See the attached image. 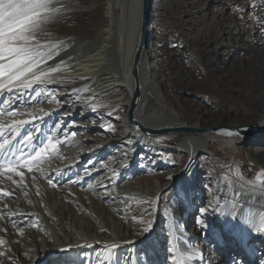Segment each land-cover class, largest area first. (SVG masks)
I'll list each match as a JSON object with an SVG mask.
<instances>
[{"label": "bare ground", "instance_id": "6f19581e", "mask_svg": "<svg viewBox=\"0 0 264 264\" xmlns=\"http://www.w3.org/2000/svg\"><path fill=\"white\" fill-rule=\"evenodd\" d=\"M220 1L206 0L196 7L195 0H152L137 60L136 95L132 62L143 0H60L63 11L47 26L49 35L44 37L62 42L58 54L47 61L48 67L59 66L60 71L50 81L34 85L54 88L57 98L43 92L37 101H45L44 111L50 114L25 127L39 125L42 133L48 132L45 141L55 134L58 150L67 157L78 140L87 147L73 159L75 164L61 170L55 165L48 168L50 174L41 173L48 154L40 162L29 161L31 171L18 169L24 173L23 183L14 172L0 176V189L11 193L4 197L0 191V264H140V257H146L143 262L172 264L170 248L186 264H264V234L249 222L264 213V185L256 178L264 173V0H226L227 10L220 9ZM179 14L187 19H176ZM225 14H232L234 22L222 24ZM177 20L198 31L185 42L170 39V28L180 31ZM194 79H205L199 92L188 87ZM28 91L13 109L36 111L34 101L25 99ZM187 96L201 97L203 106ZM188 101L190 109L185 106ZM76 112L90 118L77 126L70 122ZM55 114L59 118L52 125ZM237 129L238 137L227 134ZM211 143L241 148L258 170L246 177L232 161L230 170L209 182L211 175L203 174L202 166L211 163L200 152L213 148ZM17 147L29 153L28 147ZM183 157L188 164L177 179V159ZM94 159L120 171L121 180L139 177L140 191H128L113 177H96L95 170L84 165ZM81 177L83 184L77 182ZM92 178L96 195L112 204L125 225L123 235L110 243L80 237L71 229L105 234L101 225L97 228L79 216L86 213L82 187ZM169 188L172 195L162 209V193ZM36 194L41 196L39 203L34 201ZM160 214L164 222L148 238ZM148 222L151 228L143 233ZM113 244L127 245L117 253ZM69 245L73 247L65 255L61 250Z\"/></svg>", "mask_w": 264, "mask_h": 264}, {"label": "snow or ice", "instance_id": "6c2138e0", "mask_svg": "<svg viewBox=\"0 0 264 264\" xmlns=\"http://www.w3.org/2000/svg\"><path fill=\"white\" fill-rule=\"evenodd\" d=\"M57 5H60V0H0V117L10 120V123H0V176L14 172L22 178L20 183H23L24 173L18 169L29 167L31 171L29 161L40 162L60 143L49 135L46 142L41 141L40 145L33 146L35 134L40 131L39 125H34L32 129L25 128V125L32 121L49 115V112L42 108L36 111H17L12 108L26 90L33 91L34 95L31 97L33 101L44 95L40 89L34 88V85L50 81L53 78L52 74L60 71L59 66L48 67L47 61L58 54L62 42L44 39L49 35L47 26L63 11V5ZM13 92L17 95H11ZM17 116L29 118L13 119ZM227 134L238 137L241 131L237 129ZM17 144L28 147L30 152L26 154L22 148L17 147ZM234 175L237 179H242V174ZM256 178L264 185V173H258ZM7 179L13 184L17 183L12 176H8ZM0 191L4 197L11 195L3 189ZM204 211L206 209H203L202 213ZM232 215L235 217L236 213ZM257 216L258 220L249 218V222L253 225L254 231L264 234V213H258ZM198 223L201 222L198 220ZM201 226L208 227L206 224ZM150 228L151 222H148V226L142 229L143 233H148ZM72 247L69 245L61 251L67 255ZM110 247L114 249L118 245L113 244ZM169 252L173 254L172 264H186L182 255L180 257L175 255L173 248H170Z\"/></svg>", "mask_w": 264, "mask_h": 264}, {"label": "rangeland", "instance_id": "374dc122", "mask_svg": "<svg viewBox=\"0 0 264 264\" xmlns=\"http://www.w3.org/2000/svg\"><path fill=\"white\" fill-rule=\"evenodd\" d=\"M206 2V0H195V5L196 7H199L201 5H203V3ZM153 4V3H152ZM151 4V5H152ZM218 6H220V9H225L226 7V0L220 1L218 3ZM244 12L248 13L249 10L246 9ZM171 16V15H170ZM182 19V20H186L187 17H183L180 16V14L178 15V17L176 19ZM223 19V20H222ZM222 24L228 25L230 24V22H234V16L225 14L222 17ZM225 19V20H224ZM225 21V22H224ZM185 23V21H184ZM183 22H181V20H177L176 22V26L177 29H180V31H171L172 28H170L169 32L167 33V35H169L170 39L176 40V41H181V40H189V37L192 34H195L198 31V27L194 26V25H185ZM205 79H194L193 81H190V85H188L189 89L191 90V92H199L201 90V88H203L205 86ZM42 88V92L47 93V95L49 96H56V92L53 91L54 88H48L46 86L41 87ZM43 89L47 90V91H43ZM11 95H17L15 93H12ZM34 95L33 91L31 89H29L28 92H26L25 95V99L26 100H30L31 102L33 101L31 99V97ZM23 97V96H20ZM188 100H193L191 98V96H187ZM57 98V97H55ZM23 100V99H22ZM37 101V100H36ZM34 101V107L36 108V110L38 109H46V102L45 101ZM203 101V100H202ZM201 101V97L196 98L195 100L191 101L192 103H194L197 106H203V102ZM185 106L187 109H190V103L185 102ZM71 108H68V110L71 111ZM75 114V112H74ZM80 112H76V116H73L72 119H70V122H74V124H76L77 126H80L83 121H87L86 119H89L90 116H86L83 117L82 115H80ZM59 118V116H57L56 114L53 116L51 124L57 119ZM13 119H21V117L17 116V117H13ZM8 120V119H7ZM9 121V120H8ZM4 122V120L1 121V123ZM124 121L122 120V127H120V130L123 129L124 127ZM36 124H30L28 125L29 129H32L33 126ZM53 125V124H52ZM27 128V127H25ZM40 131L37 132L35 134V137L39 140L42 139V141H45V135L44 133L41 132V128L39 127ZM172 129V128H171ZM23 131V130H22ZM51 136L55 137V134H51ZM74 136H76V133H74ZM40 142L37 143L36 141L33 142V146H37L40 145ZM46 142V141H45ZM78 145H76V147H69V151L70 154H68V157L65 155H62V152L59 151V148L55 149V154H50L47 157H45L44 162H42V172L41 173H47L50 174V170L48 168L50 167H54L55 165H57L56 167L61 170L63 169V167L69 165V164H75V162L73 161V159L78 160L79 158V151H81L82 149H85L87 146H85V144L81 141H77ZM81 142V143H80ZM175 144L177 142H174ZM173 144V145H175ZM214 143H211V145ZM173 145H168L169 148L174 147ZM23 148H25V146L22 145ZM28 152H30V149H27ZM210 152H212V154H210ZM53 153V152H51ZM200 156L206 158V161H209L211 163V166H207L206 164H203L202 166V171L203 174H207V175H211L209 182H212L214 177L218 178L221 176V174L225 171V170H230L231 166L229 165L232 161H235V163L237 165H239V167L241 168L243 174L246 177H252L255 172L258 170V168L253 165L246 153L241 149V148H237V149H229V148H224L223 145H218L217 143L214 144L213 148L209 147L207 149V151L205 152H200ZM56 154H58L57 156H55ZM74 157V158H72ZM58 158V159H57ZM72 159V160H71ZM69 160V161H68ZM181 160V162H180ZM81 162V160H80ZM177 162H180L178 169H177V179L181 178V175L183 173V171L185 170V168L187 167L188 161L185 159V157L181 158V159H177ZM81 164V163H80ZM84 165H90L88 167V169L92 168L93 170H95L96 172V177H105V178H114V180L116 182H120V184H123V186H125L127 188L128 191L132 190V188H134L136 191H140V184H139V177H135L134 178H130V179H124L121 180L120 179V171H115V169L109 167V164L106 163L104 160H99L96 161L95 159L92 160L91 162L87 163L85 162ZM80 166H83L82 164ZM82 172H80L81 174ZM70 174H66V177H68ZM73 175V174H71ZM77 179V178H75ZM85 178L81 177V179L79 178V180H77V182H81L83 184V180ZM95 179V177H94ZM92 178L90 183H86V185H84V187H82L83 189H85L84 191L87 193V195H85V198L82 197V206L84 207V209H86V213L79 215L81 217L82 221H90L92 225H94L95 227H99V225H101L104 229V233L103 235L98 234L97 232H94L92 235L85 233L82 229L79 230L77 228L71 227V229L75 232H77L80 237H92L95 239H100L102 238V240L107 241V242H111L112 238H119L123 235V231L125 228V225L122 224V220L119 216H117L112 209V204L109 203V201H105V199L99 198L96 193L97 191H95V180ZM176 180L173 181L172 186L176 183ZM121 180V181H119ZM47 192L44 191L42 193V196H45V200L50 201L51 206H52V214L54 217L58 216V211L55 209V204L53 202H51V199L49 200V195L46 194ZM90 193V194H89ZM44 194V195H43ZM138 194V193H137ZM140 195V193L138 194ZM172 195V189H166L163 193H162V199L160 202V208H164L166 206V204L168 203L169 199L171 198ZM40 194H36L34 196V201L36 203L40 202ZM196 195H192V200L195 201ZM39 200V202H38ZM53 203V204H52ZM178 202H176V204L174 205V211H178L179 209V205H177ZM54 205V207H53ZM173 212V215L176 216V213ZM195 216V214L193 215ZM161 214L160 216H158L155 220V225L153 228L152 233L148 236V238H150L151 236H153L154 232L156 231L158 224H163L164 222V218H161ZM194 219V217L192 218ZM124 226V227H123ZM198 240L197 244H199ZM59 243H61L60 240H58ZM147 243V242H145ZM214 243V242H213ZM127 244H123L120 247H118V249H114V251H116L117 253L120 252L122 249L125 248ZM143 248L146 250L147 246H143ZM142 254V251L139 255ZM117 256V254H116ZM257 258L259 259L258 255ZM146 257L142 258L140 257V264H155V259L153 260H147V262H143V260H145ZM154 262V263H153Z\"/></svg>", "mask_w": 264, "mask_h": 264}, {"label": "water", "instance_id": "95a60500", "mask_svg": "<svg viewBox=\"0 0 264 264\" xmlns=\"http://www.w3.org/2000/svg\"><path fill=\"white\" fill-rule=\"evenodd\" d=\"M151 4H152V0H143V11H142V21H141L139 45L136 49V54H135L133 62H132V74H133L134 82H135V86H136V92H135L136 95H138V90H137V87H138L137 60H138V55L141 52L142 46L144 43V37H145L144 30H145L146 23L148 20L147 16H148V11L150 9ZM135 125L138 128H140L139 124L135 123ZM146 132H147V130H146Z\"/></svg>", "mask_w": 264, "mask_h": 264}]
</instances>
